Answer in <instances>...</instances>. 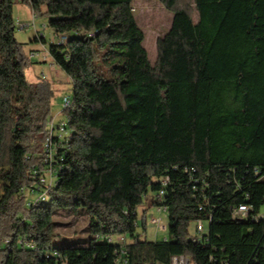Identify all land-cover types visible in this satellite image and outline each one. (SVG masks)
Listing matches in <instances>:
<instances>
[{
	"label": "trees",
	"instance_id": "16d2710c",
	"mask_svg": "<svg viewBox=\"0 0 264 264\" xmlns=\"http://www.w3.org/2000/svg\"><path fill=\"white\" fill-rule=\"evenodd\" d=\"M160 1L174 15L152 62L133 0H20L68 34L48 50L73 101L55 184L28 204L52 103L25 74L16 0H0V264H264V0ZM147 199L167 206V239L138 233ZM59 209L89 216L88 245H53Z\"/></svg>",
	"mask_w": 264,
	"mask_h": 264
},
{
	"label": "rangeland",
	"instance_id": "374dc122",
	"mask_svg": "<svg viewBox=\"0 0 264 264\" xmlns=\"http://www.w3.org/2000/svg\"><path fill=\"white\" fill-rule=\"evenodd\" d=\"M133 10L136 19L145 32L144 46L146 47L150 60L155 62L157 57V39L163 36L172 25L174 13L167 9L160 0H133ZM31 8L24 3H16L14 6V16L16 20L31 21L33 19ZM197 19V14L194 15ZM35 24L27 29L16 28L15 36L19 41L21 50L20 54L24 61L25 74L30 82H32L39 90L40 94L46 96L52 103V111L50 116L57 115L63 110L62 98L64 95L72 94V82L69 76L64 72H59L58 75L50 71L48 64H41L36 61L37 57H31L33 49H41V45L34 38L36 34L44 35L46 44L51 43V29L45 25L47 18L35 17ZM38 30V31H37ZM36 36V37H35ZM42 51H45L43 48ZM42 95V96H43ZM64 112L59 114L58 119L64 118ZM67 118V117H66ZM42 150V149H41ZM40 161H44L42 153H39ZM44 168V165H41ZM26 198L31 199V194L26 193ZM43 199V197H41ZM138 233L142 237L149 240L164 239L167 237L168 231L159 228L153 218H162L168 223V214L166 211H158L156 204H150L145 201L143 205L138 207ZM261 213L264 214V206L261 208ZM54 220L57 223V236L53 240V245L59 247L88 245L90 242V218L83 212L82 209H59ZM196 223H192L191 233L195 232ZM205 233L208 232L209 224L204 221ZM163 264V263H157ZM194 264V263H190Z\"/></svg>",
	"mask_w": 264,
	"mask_h": 264
},
{
	"label": "built area",
	"instance_id": "2783aa9c",
	"mask_svg": "<svg viewBox=\"0 0 264 264\" xmlns=\"http://www.w3.org/2000/svg\"><path fill=\"white\" fill-rule=\"evenodd\" d=\"M16 3H20V0H16ZM37 17V15H33V19L30 21H20L16 20V26L19 29H27L31 25L35 24L34 18ZM37 34V37H42ZM89 36H93V32L88 33ZM67 36H55L52 34L51 42L57 45H63L65 44V39H67ZM41 56L44 59H52V56L47 50L43 54H40L38 52H32L31 56ZM54 61V60H53ZM73 101H69V95H64L62 98L63 103V111L65 108L69 107V103ZM63 111L59 114H62ZM59 114L54 116H49V118L46 121V132L44 139L42 141V156L44 158V161H42V165H44V168L41 167L40 174V184H36V187H30L27 188L26 193L29 192L31 194V199H29L28 204H32L37 199H40V197L46 196L48 189L55 184V175H57V167L60 165L61 162V152L66 151L67 145H66V134H68V130H71L69 127V123H66V117L58 119ZM40 156V155H39ZM188 169H186V172ZM259 171H256V174H258ZM163 185L166 186L169 182V177L166 176L162 180ZM164 195V189H161L159 191V196L163 197ZM158 211H166L168 214V209L166 205H157ZM202 208V207H200ZM252 206L248 204H241L237 207H234L232 209V216H234V219H239V216H251L252 212ZM254 219H260L264 218V214L261 212L258 214H255L253 216ZM153 221L157 223L160 229L168 231L169 230V223H166L163 221L162 218H153ZM195 232L196 234L192 235L193 240H201L205 233V226L204 221L199 220L196 222L195 225ZM97 237L99 239H106L109 242H117L121 245H126L129 242V238L127 235H102L98 234ZM164 239H167L165 237ZM125 252V251H123ZM125 254V253H124ZM118 264H129L128 260L126 258L118 257L116 260ZM191 262L190 258L185 257H172L171 264H190ZM195 264V263H194ZM221 264H229L228 261L223 260Z\"/></svg>",
	"mask_w": 264,
	"mask_h": 264
},
{
	"label": "crops",
	"instance_id": "0c3cea01",
	"mask_svg": "<svg viewBox=\"0 0 264 264\" xmlns=\"http://www.w3.org/2000/svg\"><path fill=\"white\" fill-rule=\"evenodd\" d=\"M33 13V12H32ZM45 25H46V23H45ZM38 31V30H37ZM52 31V30H51ZM53 32V31H52ZM51 32V33H52ZM42 35V34H41ZM53 35H55V36H57V34H53ZM36 36H37V34H36ZM35 36V37H36ZM42 37H44V35H42ZM37 43H39L40 45H41V49H33L32 51H31V53L32 52H38V53H40V54H43L44 52H46L47 50H48V48H47V44L46 43H44V42H42L41 40H39V41H36ZM43 48L45 49V51H42L43 50ZM31 57H37V59H36V61L37 62H39V63H41V64H48L49 66H50V71H52L53 73H55L56 75H58L59 74V72H62V70L54 63V61L52 60V59H44V58H42L41 56L39 57V56H31Z\"/></svg>",
	"mask_w": 264,
	"mask_h": 264
},
{
	"label": "bare ground",
	"instance_id": "6f19581e",
	"mask_svg": "<svg viewBox=\"0 0 264 264\" xmlns=\"http://www.w3.org/2000/svg\"><path fill=\"white\" fill-rule=\"evenodd\" d=\"M34 14V13H33ZM35 15V14H34ZM57 36H66V35H64V34H57ZM67 39H65V41H66ZM69 101H71V95H69ZM69 105H70V103H69ZM66 123H68L67 122V120H66ZM69 134H70V132H69V130H68V134H66V138H68L69 137ZM44 197V196H43ZM244 216H239V218H243ZM175 257H185V256H183V255H181V256H175Z\"/></svg>",
	"mask_w": 264,
	"mask_h": 264
}]
</instances>
